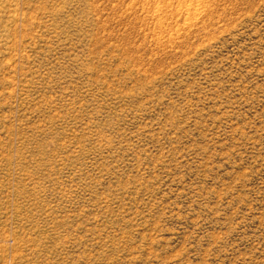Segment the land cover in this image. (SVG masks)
I'll use <instances>...</instances> for the list:
<instances>
[{
	"label": "rangeland",
	"instance_id": "rangeland-1",
	"mask_svg": "<svg viewBox=\"0 0 264 264\" xmlns=\"http://www.w3.org/2000/svg\"><path fill=\"white\" fill-rule=\"evenodd\" d=\"M0 264H264V0H0Z\"/></svg>",
	"mask_w": 264,
	"mask_h": 264
}]
</instances>
